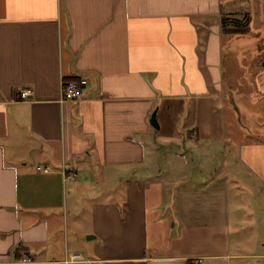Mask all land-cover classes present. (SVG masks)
Wrapping results in <instances>:
<instances>
[{"label": "crops", "instance_id": "1", "mask_svg": "<svg viewBox=\"0 0 264 264\" xmlns=\"http://www.w3.org/2000/svg\"><path fill=\"white\" fill-rule=\"evenodd\" d=\"M247 2L0 0V264L264 260L231 217V186L264 201V141L237 120L225 72L250 33L222 19L251 17ZM263 63L238 91L262 100Z\"/></svg>", "mask_w": 264, "mask_h": 264}, {"label": "rangeland", "instance_id": "2", "mask_svg": "<svg viewBox=\"0 0 264 264\" xmlns=\"http://www.w3.org/2000/svg\"><path fill=\"white\" fill-rule=\"evenodd\" d=\"M255 2H257V7L259 6L261 16H264V0H248L247 5L251 17L253 18L257 12L254 7ZM250 24V34L241 37L230 49L231 51L225 55V72L233 91V96H231L233 104L230 106L237 120L242 127L251 131L255 138L264 141V97L262 100L254 99L250 87L242 85L241 91H238L233 84L234 79H239L241 83L247 81L248 76L254 70V62L257 61L259 53H264V17L260 18L259 22ZM226 145L225 150L234 149L231 143ZM239 188L243 192L235 186L230 187L232 221L236 224L238 218H242L241 230L233 226V233H237L234 240L244 242L240 244L242 250L264 252V201L261 198V191L256 185L250 183L241 184ZM239 198L244 201L243 205H240ZM238 208L243 211L238 213L237 217ZM250 261L247 263L264 264V260ZM232 264H237V262L234 261Z\"/></svg>", "mask_w": 264, "mask_h": 264}, {"label": "built area", "instance_id": "3", "mask_svg": "<svg viewBox=\"0 0 264 264\" xmlns=\"http://www.w3.org/2000/svg\"><path fill=\"white\" fill-rule=\"evenodd\" d=\"M87 87V81L79 78L70 81H66L62 85V100L64 102H76L81 99L83 90ZM32 96L30 90H21L19 97L22 101L29 100ZM47 171V170H46ZM76 175H70V178H74Z\"/></svg>", "mask_w": 264, "mask_h": 264}, {"label": "trees", "instance_id": "4", "mask_svg": "<svg viewBox=\"0 0 264 264\" xmlns=\"http://www.w3.org/2000/svg\"><path fill=\"white\" fill-rule=\"evenodd\" d=\"M251 17L248 15L244 19L239 20L232 17H224L222 19V29L226 34L245 35L250 31ZM264 68V63H263ZM24 247L16 250V253L23 252Z\"/></svg>", "mask_w": 264, "mask_h": 264}, {"label": "water", "instance_id": "5", "mask_svg": "<svg viewBox=\"0 0 264 264\" xmlns=\"http://www.w3.org/2000/svg\"><path fill=\"white\" fill-rule=\"evenodd\" d=\"M150 123H151V125L153 127L158 128V122H157L156 114L155 113L152 115V118H151Z\"/></svg>", "mask_w": 264, "mask_h": 264}]
</instances>
